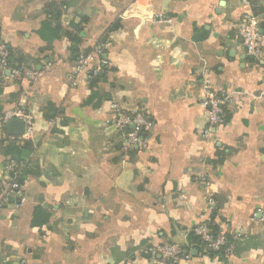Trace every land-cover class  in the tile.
Masks as SVG:
<instances>
[{"label":"crops","instance_id":"obj_1","mask_svg":"<svg viewBox=\"0 0 264 264\" xmlns=\"http://www.w3.org/2000/svg\"><path fill=\"white\" fill-rule=\"evenodd\" d=\"M250 17L264 51V0H0V41L27 60L0 80V264H158L150 251L193 248L207 222L232 256L193 249L183 264H264V54L246 55ZM91 53L107 62L100 79L75 74ZM209 92L232 98L215 127ZM116 109L146 111L145 147H125ZM16 110L31 136L8 134ZM9 163L22 201L3 195Z\"/></svg>","mask_w":264,"mask_h":264},{"label":"built area","instance_id":"obj_2","mask_svg":"<svg viewBox=\"0 0 264 264\" xmlns=\"http://www.w3.org/2000/svg\"><path fill=\"white\" fill-rule=\"evenodd\" d=\"M240 35L243 39L246 55L255 61H261L263 58V36L259 30V20L256 17H250L242 25ZM10 48L0 41V80L5 79L7 74L12 79H21L24 76V70H20L13 66L10 58ZM106 60L98 57L97 54H87L77 62L75 74L79 75L84 71H90L93 76H97L106 67ZM29 76L33 81L39 78V73L31 70ZM229 95H215L208 93L202 106L208 113V122L212 127L218 126L225 121L223 105L231 102ZM115 125L123 135V141L126 148H143L147 145L148 133L152 130L154 122L146 113V111H138L135 113H126L119 109L115 110ZM12 118H21L25 122L24 137L33 134L34 121L30 115L20 110L12 111L6 115L5 120ZM21 167L15 163H9L6 166L8 172V183L4 189L3 195L17 196L21 201L24 200L23 183L21 175ZM213 194L209 195L208 204L215 205ZM193 233L199 237L200 245L203 253H215L218 257H230L233 254L235 244L229 242L228 238L217 233L209 222L202 223L195 227ZM153 256H160L158 264H183L193 259V253L178 244H166L150 251Z\"/></svg>","mask_w":264,"mask_h":264},{"label":"trees","instance_id":"obj_3","mask_svg":"<svg viewBox=\"0 0 264 264\" xmlns=\"http://www.w3.org/2000/svg\"><path fill=\"white\" fill-rule=\"evenodd\" d=\"M47 27V26H46ZM45 27V28H46ZM44 28V29H45ZM46 30L47 31H49V35H50V38H52V35H58L59 33H60V29L58 28L55 32H53L51 29H49V28H46ZM40 35L42 36V37H45V33L43 32V30L42 31H40ZM10 53H11V55H10V58H11V61H12V64H13V66L14 67H16V68H18V69H20V70H24L25 69V67H26V65L24 64V62H27V60H25V59H17L15 56H14V54H13V51L10 49ZM7 77H9V76H7ZM97 79H100V75H98L97 76ZM15 138H17V137H15ZM16 140V139H15ZM28 142H26V144H27ZM27 145H29V144H27ZM17 151H19V149H18V147L17 146H10L9 145V150H8V154H12L13 156L15 155V152H17ZM20 166H22V165H20ZM190 239H191V242L195 245L193 248H191V247H184L185 249H187L188 251H191V252H193V249H196L199 253L198 254H202V255H206V256H210V257H216L217 255L215 254V253H203V249H202V247H201V245H200V240H199V237H197L194 233H192L191 235H190ZM229 240V242H232L230 239H228ZM193 257H194V255H193ZM218 257V256H217Z\"/></svg>","mask_w":264,"mask_h":264},{"label":"water","instance_id":"obj_4","mask_svg":"<svg viewBox=\"0 0 264 264\" xmlns=\"http://www.w3.org/2000/svg\"><path fill=\"white\" fill-rule=\"evenodd\" d=\"M5 126L10 136H22L25 133V122L23 119H9L6 121Z\"/></svg>","mask_w":264,"mask_h":264}]
</instances>
